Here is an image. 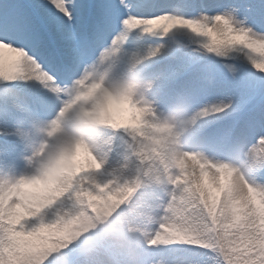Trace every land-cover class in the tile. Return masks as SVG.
<instances>
[{
  "label": "snow or ice",
  "instance_id": "obj_1",
  "mask_svg": "<svg viewBox=\"0 0 264 264\" xmlns=\"http://www.w3.org/2000/svg\"><path fill=\"white\" fill-rule=\"evenodd\" d=\"M129 71L147 97L116 104L118 150L123 140L144 139L134 130L155 135L175 113L184 119L166 144L182 139L206 183L243 164L264 185V0H0V164L23 156L46 122L95 105L108 91L104 79ZM188 174L177 168L179 179ZM21 177L0 186V264H83L72 241L133 190L131 179L105 168L55 195L40 178ZM238 231L225 256L205 241L178 245L177 257L264 264V222L241 221Z\"/></svg>",
  "mask_w": 264,
  "mask_h": 264
},
{
  "label": "clouds",
  "instance_id": "obj_2",
  "mask_svg": "<svg viewBox=\"0 0 264 264\" xmlns=\"http://www.w3.org/2000/svg\"><path fill=\"white\" fill-rule=\"evenodd\" d=\"M102 84L108 91L95 105L70 108L34 130L23 155L26 175L40 178L54 195L75 190L78 179L101 168L126 178L125 182L132 180L133 190L121 194L106 220L72 241L83 264H181L179 257L168 261L153 254L205 241L213 245L215 253L225 256L239 238L241 221L248 228L258 218L264 222V185L256 181L251 169L243 164L236 170L224 168L206 183L203 169L197 172V162L183 151L182 139L166 144L179 132L182 116L166 113L154 128L155 135L134 130L135 136L144 139L123 140L118 150L116 133L124 129L114 108L132 94L142 102L147 91L141 95V81L134 71L118 81L106 78ZM95 92L93 88L87 95ZM157 146L166 150L158 151ZM178 167L189 173L182 180L177 176ZM20 178L2 172L0 186ZM144 191L155 193L154 200L144 201Z\"/></svg>",
  "mask_w": 264,
  "mask_h": 264
},
{
  "label": "rangeland",
  "instance_id": "obj_3",
  "mask_svg": "<svg viewBox=\"0 0 264 264\" xmlns=\"http://www.w3.org/2000/svg\"><path fill=\"white\" fill-rule=\"evenodd\" d=\"M17 170L19 172L17 175H15V172ZM5 171L9 172L12 175H15L16 177L21 176V174H26V165L23 156L19 157L14 162H11L9 164H0V172L2 173ZM179 250L180 246H174L173 248L159 253L158 257L168 261H172L175 257H177ZM157 254L158 253H155L154 255Z\"/></svg>",
  "mask_w": 264,
  "mask_h": 264
},
{
  "label": "bare ground",
  "instance_id": "obj_4",
  "mask_svg": "<svg viewBox=\"0 0 264 264\" xmlns=\"http://www.w3.org/2000/svg\"><path fill=\"white\" fill-rule=\"evenodd\" d=\"M18 172H19V171L17 170V171L15 172V175H17V174H18ZM0 173H1V172H0ZM21 175H23V174H21ZM19 177H20V176H19ZM19 177H17V178H19Z\"/></svg>",
  "mask_w": 264,
  "mask_h": 264
}]
</instances>
